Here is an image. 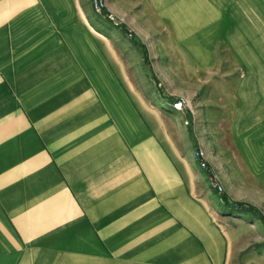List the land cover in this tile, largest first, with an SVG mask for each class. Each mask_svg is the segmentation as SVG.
I'll return each instance as SVG.
<instances>
[{
	"label": "crops",
	"instance_id": "1",
	"mask_svg": "<svg viewBox=\"0 0 264 264\" xmlns=\"http://www.w3.org/2000/svg\"><path fill=\"white\" fill-rule=\"evenodd\" d=\"M168 2L148 1L172 23ZM192 3L175 29L179 46L191 44L181 33H199L196 73L208 72L224 42L231 65L219 73H244L241 83L264 75V32L256 54L240 51L238 18ZM245 3L264 18V0ZM99 35L80 0H0V264H234V232L207 215ZM240 254L239 264H264L259 253Z\"/></svg>",
	"mask_w": 264,
	"mask_h": 264
},
{
	"label": "rangeland",
	"instance_id": "2",
	"mask_svg": "<svg viewBox=\"0 0 264 264\" xmlns=\"http://www.w3.org/2000/svg\"><path fill=\"white\" fill-rule=\"evenodd\" d=\"M135 1L129 8V0H105L103 9L95 11L90 0H80L82 15L95 34L109 39L121 56L130 84L152 112L158 133L185 165L205 212L224 232H234L230 259L239 264L241 250L247 249L264 262L263 223L226 207L221 199L247 202L264 216V75L241 83L244 73H219L231 65L225 62L230 51L224 42L214 47L208 72L196 73L199 33H181L191 44L179 46L175 29L187 22L192 0H168L172 23L162 20L149 0ZM208 1L217 15L228 9L231 20L238 18L232 43H242L240 51L256 54L262 48L254 41L264 32L259 29L264 22L260 5L249 8L247 0H233L232 8H215V0ZM242 21L257 29L241 30ZM177 98L189 105L174 110Z\"/></svg>",
	"mask_w": 264,
	"mask_h": 264
},
{
	"label": "trees",
	"instance_id": "3",
	"mask_svg": "<svg viewBox=\"0 0 264 264\" xmlns=\"http://www.w3.org/2000/svg\"><path fill=\"white\" fill-rule=\"evenodd\" d=\"M221 199H222V201L226 207H228L232 210H238L241 212L250 213L253 216H255L257 219H259L264 225V216L253 205H251L247 202H242V201H231V202H229L225 196H222Z\"/></svg>",
	"mask_w": 264,
	"mask_h": 264
},
{
	"label": "built area",
	"instance_id": "4",
	"mask_svg": "<svg viewBox=\"0 0 264 264\" xmlns=\"http://www.w3.org/2000/svg\"><path fill=\"white\" fill-rule=\"evenodd\" d=\"M90 4L92 9H94L95 11H100L105 6V0H90ZM188 105V101L183 98H177L172 102V108L174 110H182L183 108H185V106ZM196 154L198 155V153Z\"/></svg>",
	"mask_w": 264,
	"mask_h": 264
}]
</instances>
